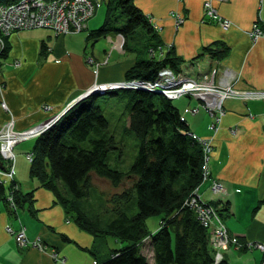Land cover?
Segmentation results:
<instances>
[{
	"label": "crops",
	"instance_id": "crops-1",
	"mask_svg": "<svg viewBox=\"0 0 264 264\" xmlns=\"http://www.w3.org/2000/svg\"><path fill=\"white\" fill-rule=\"evenodd\" d=\"M133 1L159 40L157 43L145 38L143 51L149 53L148 57L145 45L152 41L150 47L157 44L153 52L156 59L166 56L172 48L183 60L176 75L220 88L231 84L237 90H264V37L253 40L248 34L256 22L264 29V0H213L217 14L231 22L227 28L205 15L204 0ZM92 17L87 27L78 32L56 35L48 28H30L9 35L8 51L0 57V103L4 101L7 106L3 109L0 105V126L9 116L17 129H23L61 115L94 82L124 79L125 71L140 56L128 58L126 53L134 51V47L129 40L126 51L119 49L118 41L124 38L115 32V39L112 32L108 33L102 45L96 43L101 37L88 39L89 32L96 29L90 23ZM75 33L83 37L78 48L69 40ZM213 43H219L211 47L218 51L216 56L205 51ZM172 101L189 131L211 142L210 178L218 179L226 193L222 197L212 194L207 180L198 192L204 202L214 207L217 200L227 202L223 221L230 235L241 243L238 247L231 245L223 258L232 264H260L263 252L255 249L253 253L246 244L264 243V219L258 215L264 209V100L226 98L216 128L211 127L213 117L203 106V99L185 95ZM28 140L24 146L15 145L16 156L26 159L35 138ZM3 165L0 156V168ZM26 166L28 176L20 178L15 174L14 179L22 193L32 192V202L24 203L14 213L15 208L0 201V264H93L95 258L87 249L96 248L97 241L77 227L52 191L30 176V162ZM1 180L4 178L0 174ZM7 226L13 230L24 227L26 237L30 241L39 238L40 246L21 248ZM51 252L63 260L53 258Z\"/></svg>",
	"mask_w": 264,
	"mask_h": 264
},
{
	"label": "trees",
	"instance_id": "trees-1",
	"mask_svg": "<svg viewBox=\"0 0 264 264\" xmlns=\"http://www.w3.org/2000/svg\"><path fill=\"white\" fill-rule=\"evenodd\" d=\"M12 1L16 0H0ZM113 10L122 16L121 24L115 28L110 25ZM138 28L149 34L148 39H155L151 24L133 0H106L104 20L89 32L88 39L104 37L113 29L124 38L122 49L126 51ZM217 44L207 46L205 51L216 56L218 51L211 47ZM150 46L145 47L152 52L157 44ZM8 48L6 43L0 56H5ZM182 62L170 48L161 59L137 58L125 71L124 79L153 81L164 68L176 74ZM119 91L128 97V129L138 140L136 155L124 171L108 163L109 152L118 147V142L108 129L103 109L96 103L99 92H95L73 104L35 138L30 176L53 192L79 229L95 240L112 235L124 243L111 249L104 259L94 254V248H88L96 264H214L208 229L185 205L204 181L201 145L192 138L173 101L158 90L121 88L108 89L103 94L118 95ZM92 173L121 187L110 193L111 204L104 211L100 208L96 212L89 202L94 188ZM125 181L129 184L124 185ZM16 185L15 180L8 185L0 182V201H6L11 208L8 196H12L14 213L33 199L32 192L22 193ZM215 205L221 216L228 210L227 202L217 200ZM154 214L161 215L160 225L150 232L146 220ZM145 243L151 258L143 252ZM218 264L232 263L223 258ZM260 264H264V252Z\"/></svg>",
	"mask_w": 264,
	"mask_h": 264
},
{
	"label": "built area",
	"instance_id": "built-area-1",
	"mask_svg": "<svg viewBox=\"0 0 264 264\" xmlns=\"http://www.w3.org/2000/svg\"><path fill=\"white\" fill-rule=\"evenodd\" d=\"M212 2L213 0L203 1L205 15L215 19L221 27H229L231 22L217 14ZM99 4L100 0H16L12 2H0V53L5 49L9 35L17 30L48 28L56 35H64L70 32L84 30L87 27V21L94 15L95 9ZM248 34L251 39L255 40L259 37H264V29H262L256 22L248 30ZM122 41H118L119 49H122ZM89 61L92 62V59H89ZM94 65L95 71H97L98 64L95 63ZM102 84L98 85L99 87L94 85L93 89L84 93V96L89 94V92L92 93L93 90V92H100L108 89L143 88L153 91L158 90L165 97L172 100L185 95L201 98L205 101L203 106L210 110L213 117L214 122H212V128L217 127L216 124L220 115L223 113L222 103L226 98L264 100V90L253 88L237 90L231 84L220 88L207 81H198L190 76L176 75L169 68L160 70L157 78L153 81L123 79L116 82H109L104 85ZM0 105L3 109H7L4 101L1 102ZM59 117L60 115H55L33 128L19 131L14 128V119L12 116H9V119L1 124L0 156L6 165H3V167L0 168V174L4 178V180H1L0 182L6 185L5 181L7 180L9 181L8 184H10L14 178L16 154L13 146L19 141L27 140L33 135L41 134ZM191 136L201 145L202 148L204 159L202 177L203 180H205L210 178L208 162L212 150L211 142L208 139H203L193 133H191ZM26 157L30 162L33 155L31 152H27ZM211 180L213 182L214 190L217 191L218 189H224V186L218 179L212 178ZM198 190L199 189L197 188L192 192V195L185 201V205L197 214L204 227L207 229L211 228L213 231L211 239L214 240L210 239V242L213 245L219 243L225 247L229 244L227 236L228 231L224 224L218 225L216 223L220 222V214L217 211V208L204 202L200 198ZM225 193L226 192H219L217 195L222 197ZM8 202L11 208H15L14 201L10 195L8 196ZM8 230L10 229L8 228ZM16 240L21 244L26 242L24 227H21L16 234ZM235 241L236 240H233V242ZM33 243L36 246H40L41 244L39 238L35 239ZM235 244L237 243L235 242ZM257 244L260 250H264L263 242H258ZM59 259L63 260L62 257ZM222 259V254L220 255L218 252H214V264H218ZM93 264H96L95 260L93 261Z\"/></svg>",
	"mask_w": 264,
	"mask_h": 264
},
{
	"label": "rangeland",
	"instance_id": "rangeland-1",
	"mask_svg": "<svg viewBox=\"0 0 264 264\" xmlns=\"http://www.w3.org/2000/svg\"><path fill=\"white\" fill-rule=\"evenodd\" d=\"M105 11H106V0H100V4L97 6L95 13H94L92 19L90 20V23L93 27L97 28L102 24V22L104 20ZM115 15H117L116 18H115ZM121 20H122V16L120 15L119 11L116 10V12H115V10H113V12L111 14L110 25H112V27H114V28L118 27L122 22ZM111 30H112V34H111L112 38L115 39V35L113 34L114 30L113 29H111ZM136 31L137 32H135L133 34L132 39H130V46L134 47V51L127 52L126 56L128 58L133 57L135 55H139L140 57H148L149 53L143 51V49H144L143 44L146 40L145 38H147V41H150V39H148L149 34L145 33L147 35V37H144L145 31L142 28H138ZM107 37L108 36L99 38L96 41V43H100L102 45L101 41L107 39ZM82 38H83L82 35L79 33H75L74 35L69 36V40L72 41L77 46V48L80 47ZM123 42L124 41H122V45H123ZM91 43H92V41H90L88 43L89 48L91 47ZM150 43H152V41ZM117 47H118V45H117ZM153 52L154 51L150 52V57L155 56ZM117 81H120V80H117ZM109 82H105V83H103V84L101 83V84L104 85V84H107ZM112 82H116V81H112ZM101 84H99L98 82H94L92 87L88 88L85 92H87L90 89H93L94 85L98 86ZM93 91H92V93H93ZM90 94H91V92H89V94H87L86 96H88ZM81 98H83V96ZM80 99L73 101L72 104H70L67 108H65V110L62 112V114L67 109H69L73 104H75L77 101H79ZM96 103L99 104L101 106V108L103 109V113L107 117L108 122H109V128L108 129H109L110 133L115 136V138L118 142L117 143L118 147L109 152L108 163L112 168H116V169L124 171L132 163V161L136 155L137 149H138V140L135 137V135L128 129V110H127L128 97L126 94H124L123 91H119L118 95L99 94L98 96H96ZM45 121L46 120H42V121H40L36 124H33L29 127H26L23 129H17L15 127V120H14V128L18 131L19 130H26L29 128H33V127H35V126H37V125H39ZM213 122H214V120H213ZM203 128L204 127L201 126V129H203ZM37 136L38 135H33V136H31V138H36ZM31 138H29V139L31 140ZM27 143H29L28 139L17 142L19 147L24 146ZM15 147L16 146L14 145L13 146L14 152H16ZM21 156L22 155L16 156L15 174L18 177L23 178L25 175H26V177L28 176V168H27V170H25V168L27 167L26 164H28L29 161H27L28 160L27 157H26V159H27L26 160L24 157H21ZM209 160H210V158H209ZM5 165H6V163H5ZM211 179L212 178H207L204 181L207 180L208 188L212 194H214V193L219 194V192H226L225 188L223 190H221V189H218L217 191L214 190L213 182ZM14 180L15 179L13 178L12 181H14ZM91 182H92V185L94 187V188H92L90 196H89V202L92 206V209H94L97 212L101 208V210L104 211L108 208L109 204H111L109 201V198L111 196L110 193L116 191L117 189L120 190L121 187L120 186L114 187L108 180L97 177L94 173L91 174ZM127 184H129L128 181H125L124 185H127ZM16 186H18V185H16ZM133 211H135V209ZM258 215L263 216V219H264V209H262V210L260 209L258 211ZM219 217H220V219H219L220 222H216V223L218 225L224 224L225 228L227 229V227L223 221V217L221 215ZM160 218H161L160 214H154V215L149 216L146 220L147 230L150 232H154L160 225ZM211 226H209V227H211ZM8 228L10 230H8ZM6 229L9 233L13 234L15 241L17 242V244L21 248H24L28 245L36 246L33 243L34 240L30 241L27 237H26V242L24 244H21L16 240V234L21 229V227L17 230H13L11 227L7 226ZM227 231H228V229H227ZM208 233H209V244L211 245V247L213 248L215 253L218 252V254H220V255L222 254V256H224V252L229 250L231 245H233L235 242L237 243V244H235L236 247H238L241 244L237 237L234 236L235 237L234 238L233 236L230 235L229 232H227L229 244H227L224 247V245L217 243V245L214 244L215 245L214 246L210 242L211 236L213 234V231L211 230V228L208 229ZM98 238L101 241L96 240L97 245L95 247L97 249L94 248V254H96L99 259H104L105 257H107L109 255V251L111 249H118L122 245H124L123 242L118 241L112 235H109V236L107 235L105 237H98ZM211 240H214V239H211ZM233 240H236V241L233 242ZM257 243L258 242H249L246 244V246L248 248L253 249L252 251L254 253L255 249L260 250ZM261 251L264 252V250H261ZM143 252H145L148 255V257L151 258V250L147 247L146 243L144 245ZM51 255L55 259L60 258V256L56 252H53V253L51 252Z\"/></svg>",
	"mask_w": 264,
	"mask_h": 264
},
{
	"label": "water",
	"instance_id": "water-1",
	"mask_svg": "<svg viewBox=\"0 0 264 264\" xmlns=\"http://www.w3.org/2000/svg\"><path fill=\"white\" fill-rule=\"evenodd\" d=\"M104 91H100L99 94H103ZM157 93H161L160 91H157Z\"/></svg>",
	"mask_w": 264,
	"mask_h": 264
},
{
	"label": "bare ground",
	"instance_id": "bare-ground-1",
	"mask_svg": "<svg viewBox=\"0 0 264 264\" xmlns=\"http://www.w3.org/2000/svg\"><path fill=\"white\" fill-rule=\"evenodd\" d=\"M212 205V204H211ZM213 206V205H212ZM216 208V207H215Z\"/></svg>",
	"mask_w": 264,
	"mask_h": 264
}]
</instances>
